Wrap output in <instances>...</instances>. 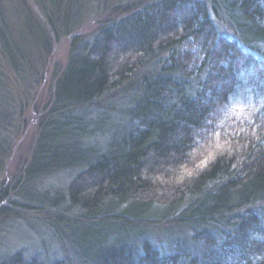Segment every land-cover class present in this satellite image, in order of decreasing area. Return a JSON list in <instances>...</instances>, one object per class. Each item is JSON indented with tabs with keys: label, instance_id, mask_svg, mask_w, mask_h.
<instances>
[{
	"label": "trees",
	"instance_id": "1",
	"mask_svg": "<svg viewBox=\"0 0 264 264\" xmlns=\"http://www.w3.org/2000/svg\"><path fill=\"white\" fill-rule=\"evenodd\" d=\"M45 1L54 41L83 0ZM207 2H137L73 39L53 80L25 177L68 173L40 200L67 217L85 264H264V0L218 1L233 39ZM4 34L16 71L23 54ZM117 95L125 120L108 125ZM155 224L188 241L164 252L140 238ZM0 264L41 263L18 252Z\"/></svg>",
	"mask_w": 264,
	"mask_h": 264
},
{
	"label": "rangeland",
	"instance_id": "2",
	"mask_svg": "<svg viewBox=\"0 0 264 264\" xmlns=\"http://www.w3.org/2000/svg\"><path fill=\"white\" fill-rule=\"evenodd\" d=\"M139 1L83 0L73 10L76 15L71 18L69 31L64 33L59 24L55 25L57 32L51 41L44 21L48 13L45 0H0V28L9 47L15 52L20 47L24 58L15 71L0 43V263L19 252L25 260L35 258L41 264H85L71 240L67 217H60L63 214L40 200L46 192L62 193L68 173L28 180L25 170L39 134V122L50 110V88L66 65L73 39L87 41L105 21ZM206 1L209 7L215 6L211 18L218 33L233 39L219 0ZM39 36L50 40V45L39 50L32 47L39 43ZM121 95L114 97L112 109L107 111L108 125L125 120L122 113L127 109V95ZM203 161L197 166L204 165ZM179 176H190V170H181ZM124 231L127 234V229ZM140 238L149 239L164 252L174 242L188 241L184 231L164 224H155Z\"/></svg>",
	"mask_w": 264,
	"mask_h": 264
}]
</instances>
